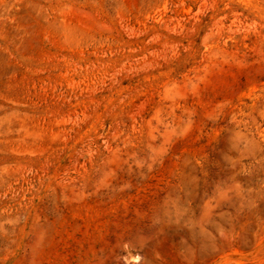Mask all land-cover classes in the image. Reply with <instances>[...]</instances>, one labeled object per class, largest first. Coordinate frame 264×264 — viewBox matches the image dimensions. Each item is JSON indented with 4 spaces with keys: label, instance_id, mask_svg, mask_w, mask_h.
I'll return each mask as SVG.
<instances>
[{
    "label": "rangeland",
    "instance_id": "rangeland-1",
    "mask_svg": "<svg viewBox=\"0 0 264 264\" xmlns=\"http://www.w3.org/2000/svg\"><path fill=\"white\" fill-rule=\"evenodd\" d=\"M0 264H264V0H0Z\"/></svg>",
    "mask_w": 264,
    "mask_h": 264
}]
</instances>
